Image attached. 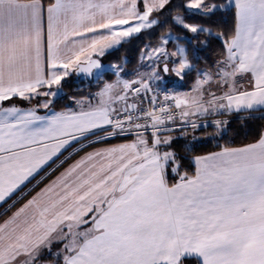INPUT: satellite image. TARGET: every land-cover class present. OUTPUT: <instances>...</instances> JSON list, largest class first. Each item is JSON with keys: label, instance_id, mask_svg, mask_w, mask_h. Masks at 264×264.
<instances>
[{"label": "snow or ice", "instance_id": "snow-or-ice-1", "mask_svg": "<svg viewBox=\"0 0 264 264\" xmlns=\"http://www.w3.org/2000/svg\"><path fill=\"white\" fill-rule=\"evenodd\" d=\"M0 264H264V0H0Z\"/></svg>", "mask_w": 264, "mask_h": 264}, {"label": "trees", "instance_id": "trees-1", "mask_svg": "<svg viewBox=\"0 0 264 264\" xmlns=\"http://www.w3.org/2000/svg\"><path fill=\"white\" fill-rule=\"evenodd\" d=\"M110 59H111V57H110ZM107 62V61H106ZM85 84H87V82H85ZM209 143H211V142H209Z\"/></svg>", "mask_w": 264, "mask_h": 264}]
</instances>
